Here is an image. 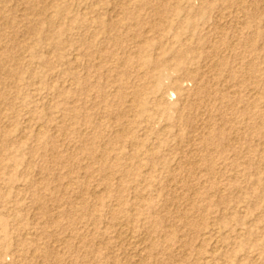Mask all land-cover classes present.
I'll return each mask as SVG.
<instances>
[{
    "label": "rangeland",
    "instance_id": "rangeland-1",
    "mask_svg": "<svg viewBox=\"0 0 264 264\" xmlns=\"http://www.w3.org/2000/svg\"><path fill=\"white\" fill-rule=\"evenodd\" d=\"M165 2L0 0V264H264V0ZM218 22L234 104L195 111L171 62L192 102L155 94L151 61ZM203 48L187 58L207 69Z\"/></svg>",
    "mask_w": 264,
    "mask_h": 264
},
{
    "label": "bare ground",
    "instance_id": "bare-ground-1",
    "mask_svg": "<svg viewBox=\"0 0 264 264\" xmlns=\"http://www.w3.org/2000/svg\"><path fill=\"white\" fill-rule=\"evenodd\" d=\"M238 2V1H237ZM244 2V1H243ZM165 3H167V2H165V0H161V3H160V5L162 6V7H166L167 9L169 8L168 6H167V4H165ZM239 3V2H238ZM118 4V3H117ZM148 7V6H147ZM248 7V6H247ZM141 8V7H140ZM244 8V7H243ZM230 9V8H229ZM165 10V9H164ZM255 10V9H254ZM160 11H161V13H160V17H159V20H157V22H159V24L160 25H162L163 23H166V22H169V19H167L165 16H166V13H163L162 12V10L160 9ZM189 11V10H188ZM256 11V10H255ZM165 12V11H164ZM158 14V13H157ZM119 15V14H118ZM168 15V14H167ZM170 18V17H169ZM111 20V19H110ZM155 20V19H154ZM153 20V21H154ZM109 23H110V21H109ZM219 23V22H218ZM112 24V23H111ZM154 24V23H153ZM159 24H157L156 25V28H155V30H158V31H162V29L163 28H161L160 27V25ZM216 24V23H215ZM221 23H219L217 26H215V30H213V32H211L212 33V35H213V40H212V43H210L211 45H209L208 43H206L202 38H198L197 37V39H194V35L193 34H191V32H188L187 30H185V29H182L181 30V35L179 36V38H181V36H182V38L181 39H179L178 38V41H179V46L181 47L180 49H179V51H177V53H175V55H174V57L172 58V60H165V61H161V62H156V60H154V62L153 61H151V63H150V65L152 64L153 66L152 67H154V71H156L157 69H160V71H159V74L158 75H156V73L154 74V76H153V78L155 79V83H154V93L155 94H158V93H160V92H162V91H165L164 89H165V87H171V86H174V88L175 89H177L178 91H179V93H180V95H181V99H180V103H179V105H180V107H181V103L183 102V103H189V102H192V98H191V96L190 95H188L186 92H185V90H184V87L182 86V85H180V83L178 82V80L176 79V78H174V76H173V73H170L169 72V62H171V63H174L175 65H174V67H175V69H177V71H179V70H183V71H185L186 72V74H185V77L184 78H186V79H189V80H192L195 84H196V91H195V93H194V95H195V99H196V102L195 101H193V106H194V110L195 111H197L198 109H199V106H200V104L201 103H211L213 100H215V99H217V98H219L220 100L222 99V100H224V101H226V100H228L229 99V97H228V94H227V91H225V90H227V89H225V88H219V86L220 85H222V84H224L223 82H221L222 81V79L220 78V76H221V71L223 72V70L224 69H226V68H228L229 67V63L225 60V58H224V56H223V54H224V52L225 51H227V50H229L230 49V47L232 46H229V44H228V42L227 41H225L224 39H223V33H224V28H222V25H220ZM146 25V24H145ZM144 26V25H143ZM112 27H113V25H112ZM110 28V27H109ZM206 28V27H205ZM208 28V27H207ZM119 29V28H118ZM226 30V29H225ZM126 31V30H125ZM149 33H150V30L148 29L147 30ZM202 33V32H201ZM160 34V33H159ZM206 35V34H205ZM137 38H139L140 40V42L141 43H139L140 45H142L143 44V42L141 41L144 37H143V35L141 34H139V33H137V31H136V35H135ZM154 36V35H153ZM162 37V36H161ZM201 37V36H200ZM204 37V36H203ZM135 38V37H134ZM163 38V37H162ZM210 39V38H209ZM135 40V39H134ZM114 43H117V42H119V40H118V38L117 37H115L113 40H112ZM195 42V43H194ZM247 42V41H246ZM246 42H245V44H246ZM249 42V41H248ZM235 43H237V42H235ZM23 44V43H22ZM196 45V46H199L200 47V51H202L203 49H205V48H203V46L204 47H206V45H208L209 46V49H207V50H209L208 52H206V53H204L206 56H207V60L209 61L208 62V64L210 63V65H208V68L207 69H205V68H197L196 66H195V64H193V61H190L188 58H187V56L190 54V53H194V52H197L198 53V51H197V49H193L192 48V45ZM249 44V43H248ZM166 45V44H165ZM234 45V44H233ZM248 46V45H247ZM126 48H127V46H126ZM195 48V47H194ZM229 48V49H228ZM234 48V47H233ZM227 49V50H226ZM206 50V49H205ZM126 51H127V49H126ZM134 51V50H133ZM137 52V51H136ZM134 53V52H133ZM49 54V53H48ZM116 54H117V52H116ZM50 56H51V54H50ZM111 55H109V57H110ZM127 56V55H126ZM125 57V56H124ZM135 57L136 56H129V57H127L125 60V65L128 67V66H130L131 64H133V62H134V60H135ZM226 57H228V56H226ZM139 58V57H138ZM120 60V59H119ZM240 60V59H239ZM78 61V60H77ZM139 62H140V60H139ZM150 62V61H149ZM244 63V62H243ZM136 64V63H135ZM247 64V63H246ZM249 65H251V64H249ZM121 66V65H120ZM126 66H125V68H126ZM134 66V65H133ZM245 66V65H244ZM139 67V66H138ZM249 67V66H248ZM122 68H123V66H122ZM130 68V67H129ZM232 68V67H231ZM245 68H247V66L245 67ZM250 68V67H249ZM77 69V68H76ZM153 70V69H152ZM172 70V69H171ZM174 70V69H173ZM136 71H138V70H136ZM230 71V70H229ZM231 71H233V70H231ZM130 72H131V70H130ZM242 72V71H241ZM152 73V72H151ZM224 73V72H223ZM231 73V72H230ZM123 74H125V73H123ZM234 72L232 73V75H230L229 76V78H231L230 80H233L232 79V77H234ZM130 75H132V74H130ZM142 75H144V74H142ZM125 76H127V74L126 75H123L122 76V78H121V80H124L123 78L125 77ZM253 76V71L250 69V77H252ZM137 77V76H136ZM139 77V76H138ZM141 77V76H140ZM145 77H146V75H145ZM150 78H151V76H150ZM257 78V77H256ZM142 80V79H141ZM149 80V79H148ZM236 80V79H235ZM133 82V81H132ZM136 82V81H135ZM234 82V81H233ZM72 83V82H71ZM146 83H148V82H146ZM144 84H145V82H144ZM143 84V85H144ZM227 84V83H226ZM229 84V83H228ZM63 85V84H62ZM126 85H127V82L125 83V82H123V90L120 92V94H121V96L123 97L124 95H125V89H127L126 88ZM137 85H139L138 84V82H137ZM136 85V86H137ZM236 85V84H235ZM146 86V85H145ZM149 86V85H148ZM148 86H146V88L148 87ZM151 86V85H150ZM232 86V85H231ZM139 87V86H138ZM137 87V88H138ZM143 87V86H142ZM227 87H228V85H227ZM232 87H234V86H232ZM132 87H130V88H128V89H131ZM146 88H144V89H146ZM143 88H138V89H136L135 91H136V95L138 96V97H142V96H145L144 94H145V90H144ZM147 90V89H146ZM228 90H229V88H228ZM128 90H126V92H127ZM133 91H134V89H133ZM254 91V90H253ZM130 92H131V90H130ZM131 94V93H130ZM134 94V93H133ZM232 94V93H231ZM104 96V95H103ZM239 96V95H238ZM132 97H133V95H132ZM134 97H135V95H134ZM160 99V98H159ZM218 99V100H219ZM240 99V98H239ZM253 99V98H252ZM118 100V99H117ZM235 100H237V98L235 99ZM102 101V100H101ZM140 101V100H139ZM234 101V100H233ZM256 101V100H255ZM167 102V101H166ZM222 102V101H221ZM228 102H229V104H230V106H232L233 104H232V101H230V100H228ZM235 103H237V102H235ZM249 103V102H248ZM130 104V103H129ZM158 104H160L161 106H160V108L159 109H161V110H164V111H166L167 109H169V108H172V106L170 107L169 105H168V103H165V102H161V103H158ZM177 104V103H176ZM149 105V104H148ZM137 106V105H136ZM195 106H197V107H195ZM117 107H118V105H117ZM142 107L144 108L145 107V104H143L142 105ZM155 107V106H154ZM259 107V106H258ZM233 109V108H232ZM120 110V109H119ZM154 111H155V109H154ZM219 111V110H218ZM110 113V112H109ZM108 114V113H107ZM200 114H202V113H200ZM199 114V115H200ZM111 115V114H110ZM115 115V114H114ZM119 115V114H118ZM121 115V114H120ZM203 115H201V117H202ZM209 116V115H208ZM111 117H112V115H111ZM119 117V116H118ZM122 117V116H121ZM235 117V116H234ZM123 118V117H122ZM126 118V117H125ZM178 118H180V119H178V120H181V121H188V120H190L189 118H191V117H188V116H178ZM208 118V117H207ZM219 118V117H218ZM241 119V118H240ZM224 120V119H223ZM232 120V119H231ZM257 120V119H256ZM87 121L88 122H90V118L88 119L87 118ZM200 121H202V120H200ZM213 121V120H212ZM97 123V122H96ZM189 123V122H188ZM200 123V122H199ZM153 124V123H152ZM203 124V123H202ZM211 124V123H210ZM99 125V124H98ZM215 125V124H214ZM239 125V124H238ZM250 126V125H249ZM95 127H96V125H95ZM154 127V126H153ZM153 127H151V128H153ZM224 127V126H223ZM251 127V126H250ZM249 127V128H250ZM212 128V127H211ZM249 128H248V130H249ZM10 129V128H9ZM129 129V128H128ZM103 130V129H102ZM156 130V129H155ZM216 130V129H215ZM219 130V129H218ZM243 130V129H242ZM104 131V130H103ZM25 132V131H24ZM100 132V131H99ZM122 132V131H121ZM140 132V131H139ZM197 132V131H196ZM246 132V131H245ZM104 133V132H103ZM117 133H118V131H117ZM93 134V133H92ZM124 134V133H123ZM203 134V133H202ZM220 134V133H219ZM122 135V134H121ZM121 135H117L118 136V139L121 137ZM224 134L223 133H221L220 134V136H221V142H222V144L224 143V140H226V135L225 136H223ZM104 136V135H103ZM159 136V135H158ZM91 137V136H90ZM105 137V136H104ZM141 137V136H140ZM23 138V137H22ZM202 139V138H201ZM254 139V138H253ZM92 140V139H91ZM116 140V139H115ZM142 140V139H141ZM232 141V140H231ZM234 141V140H233ZM106 142V141H105ZM202 142V141H201ZM239 142V141H238ZM203 143H204V148L207 150V149H209L208 148V146H210V143H211V138H207V139H205V140H203ZM115 144V143H114ZM121 144V143H120ZM137 145V144H136ZM253 145V144H252ZM112 146V145H111ZM110 146V147H111ZM88 147H90L91 148V150L94 148V144L93 143H90V144H88ZM137 147V146H136ZM217 147V146H216ZM94 150V149H93ZM104 152V151H103ZM214 151H212V153H213ZM105 154V153H104ZM236 154V153H235ZM106 157H107V155H106ZM100 158V157H99ZM102 159H103V156L101 157ZM104 160V159H103ZM102 160V161H103ZM155 160V159H154ZM68 161V160H67ZM156 161V160H155ZM154 161V162H155ZM211 161V160H210ZM221 162V161H220ZM151 163H153V162H151ZM248 163V162H247ZM157 164V163H156ZM185 164V163H184ZM154 165V164H153ZM103 166V165H102ZM156 166V165H155ZM195 174V173H194ZM200 175V174H199ZM211 175V174H210ZM110 176V175H109ZM121 177H122V175H121ZM88 179V178H87ZM109 179H110V177H109ZM108 179V180H109ZM111 180H112V177H111ZM220 180V179H219ZM110 181V180H109ZM108 183V182H107ZM111 183V182H110ZM109 183V184H110ZM204 184V183H203ZM101 188V187H100ZM103 190H105V189H103ZM149 192V191H148ZM194 193V192H193ZM99 195V194H98ZM196 196V195H195ZM143 198V197H142ZM193 198V197H192ZM170 199V198H169ZM197 199V198H196ZM192 200V199H191ZM195 201V200H194ZM193 201V202H194ZM115 208H117V207H114V209ZM195 210V209H194ZM160 211V210H159ZM246 212V211H245ZM197 215V214H196ZM137 216H138V214H137ZM60 218V217H59ZM181 219V218H180ZM121 220V219H120ZM133 224V223H132ZM118 226V225H117ZM215 226V225H214ZM129 227V226H128ZM125 228V227H124ZM133 228V227H132ZM131 228V229H132ZM134 233V232H133ZM145 237V236H144ZM165 237V236H164ZM125 239V238H124ZM137 239V238H136ZM135 241V240H134ZM144 241V240H143ZM220 241V240H219ZM138 244V243H137ZM190 244V243H189ZM130 245V244H129ZM188 246V245H187ZM168 248V247H167ZM183 248V247H182ZM52 249V248H51ZM216 250V249H215ZM89 251V250H88ZM107 251V250H106ZM218 251V250H217ZM143 252V251H142ZM214 252V251H213ZM93 254V253H92ZM141 259V258H140ZM143 261V260H142ZM141 262V261H140ZM143 264V263H142Z\"/></svg>",
    "mask_w": 264,
    "mask_h": 264
}]
</instances>
